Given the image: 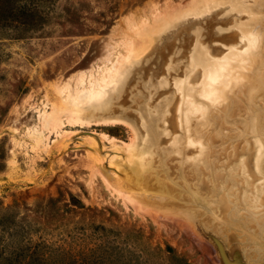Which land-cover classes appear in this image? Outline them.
<instances>
[{
  "label": "rangeland",
  "instance_id": "obj_1",
  "mask_svg": "<svg viewBox=\"0 0 264 264\" xmlns=\"http://www.w3.org/2000/svg\"><path fill=\"white\" fill-rule=\"evenodd\" d=\"M107 234L264 264V0H0V238Z\"/></svg>",
  "mask_w": 264,
  "mask_h": 264
},
{
  "label": "trees",
  "instance_id": "obj_2",
  "mask_svg": "<svg viewBox=\"0 0 264 264\" xmlns=\"http://www.w3.org/2000/svg\"><path fill=\"white\" fill-rule=\"evenodd\" d=\"M4 242L5 240L0 238V264H134L133 254H126L109 234L105 236L103 243L95 248L79 252L67 251L55 255V259L40 254L38 248L30 250L28 247H21L8 251ZM27 249L29 252H26Z\"/></svg>",
  "mask_w": 264,
  "mask_h": 264
}]
</instances>
